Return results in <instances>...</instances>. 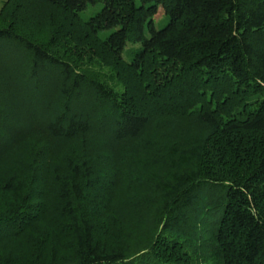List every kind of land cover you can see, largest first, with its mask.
I'll return each instance as SVG.
<instances>
[{
    "label": "trees",
    "instance_id": "obj_1",
    "mask_svg": "<svg viewBox=\"0 0 264 264\" xmlns=\"http://www.w3.org/2000/svg\"><path fill=\"white\" fill-rule=\"evenodd\" d=\"M37 1L50 10L30 13ZM90 4L102 6L84 19ZM36 15L47 42L19 30ZM0 70L15 107L63 150L51 170L35 142L29 177L0 182V264H264V0H6ZM0 119L1 145L21 120L1 107ZM91 142L118 161L138 148L134 173L155 192L130 243L99 234L94 211L111 204L117 171L95 166L107 155ZM42 172L56 184L50 205L33 184Z\"/></svg>",
    "mask_w": 264,
    "mask_h": 264
},
{
    "label": "rangeland",
    "instance_id": "obj_2",
    "mask_svg": "<svg viewBox=\"0 0 264 264\" xmlns=\"http://www.w3.org/2000/svg\"><path fill=\"white\" fill-rule=\"evenodd\" d=\"M5 1L6 0H0V10ZM25 1L28 2L29 0ZM25 1L23 0V3L26 4L27 2ZM39 3L40 2L37 1L33 2V6L31 4V9L29 8V10H31L30 13L32 12V10L36 12L40 9L43 10V8L44 13L50 10H48L47 7H43ZM101 6L102 4H90L85 10L81 11L82 18L88 19L90 16L94 15L101 8ZM155 8H157L158 10L163 7L161 5L156 7V4H151V9L155 10ZM19 13L20 10L18 9L16 14L18 15ZM163 13V10H159L157 14L154 15V21L157 28H162L168 22V17L165 14L163 15ZM38 16L36 15L34 16V18H32L31 16L21 18L18 24L19 30L22 33H26V35H28L32 39L40 42H47L49 40V37H51L49 36V33L51 32L52 28L49 21L40 20L37 18ZM93 53H97L99 56L103 55V53H101L98 48H95V51ZM94 56V59H98V56ZM0 75L2 76H0V107L6 111H11V114H13L14 117L21 120L20 122L16 123L17 131L13 133V136H16L15 139L9 142L11 137L6 138L2 144L7 143V145H0V182L2 181L3 177L14 171L22 172L23 175L29 177V174H31V172L33 171L28 169V163L30 160H32V150L33 144L35 142H39L38 144L43 145V148L47 150L45 151L47 152V154L50 153V155L47 157L46 162L47 164H49L50 169L53 170L54 165L60 161V158L63 155V150H60V148L57 149L55 145L56 143L50 140L44 132H40L37 131V129L32 128L33 125L35 127L37 125L34 118H32L27 108L26 110H23L19 107H15V104H13V102L11 101V99L13 98L11 97L10 93L5 91V82L1 81L5 78V76L4 74ZM131 94L134 97L137 96L136 91L134 92L132 90ZM144 105L146 104L144 103ZM1 120L2 119H0V126L2 124ZM158 124L159 123H155L152 125L154 133L156 135L163 131L168 132L169 127L159 126L160 124ZM176 125L190 134L196 133L198 131V127L195 124L194 119L185 120L179 118V120L176 121ZM108 144H104V147L101 144L98 145V142L97 144L91 142V145L93 146L96 154L98 153V151H100L107 155L105 159H95L96 167L102 168L103 166H105L106 168L107 164H112L114 161L115 165H113V167H117H115L117 175L113 182L114 186L111 190L105 188L107 194L104 199L111 204H107L106 207L102 205L100 207L98 206V209H95L94 211V217H96L95 219L100 226L98 227L100 231L99 234H102V236L105 237V239H107L110 243L120 241H128V243H130L140 233V229L135 228L136 221L138 219L147 218L148 215H150V213L152 212L153 206H155L156 204V200L153 199L155 192L153 191L149 182H147L146 179L142 177V175L134 173V161L135 155L138 153V148L134 150V146H132L131 144L127 145L125 149H128L129 154L127 153L125 159L118 161L113 158V153L110 149V147L112 146L111 143ZM25 166L26 168L24 169L23 167ZM41 175L44 178L43 183L40 184V182H37L36 179V181L34 180L33 184L36 189L43 191L41 195L39 194V197H41L40 200L42 202L44 200L47 204L50 205L55 198V192L53 189H55L56 184H54L52 176H48L46 174L44 175L43 172L39 176ZM109 185H111V182L109 183ZM88 196L89 198L86 203L94 199L91 193H89ZM147 199L149 200L148 203H146L143 207H140L139 203L147 202L143 201ZM107 213H110L112 215V218L114 217V219L117 220L116 221L113 219L114 227L109 228L108 224L110 219L108 217H110V215H108ZM103 218L105 219V221L103 220ZM38 235L39 231H37V233L35 231H31L25 237L24 242L27 244H31V242L35 240ZM4 243L5 242H2L1 244Z\"/></svg>",
    "mask_w": 264,
    "mask_h": 264
}]
</instances>
